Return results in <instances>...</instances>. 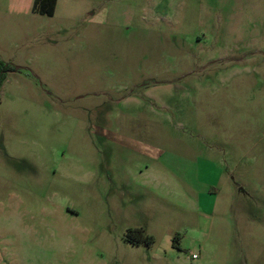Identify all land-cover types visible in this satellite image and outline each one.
<instances>
[{"label": "rangeland", "instance_id": "obj_1", "mask_svg": "<svg viewBox=\"0 0 264 264\" xmlns=\"http://www.w3.org/2000/svg\"><path fill=\"white\" fill-rule=\"evenodd\" d=\"M34 1L0 0V264H264V0Z\"/></svg>", "mask_w": 264, "mask_h": 264}, {"label": "trees", "instance_id": "obj_2", "mask_svg": "<svg viewBox=\"0 0 264 264\" xmlns=\"http://www.w3.org/2000/svg\"><path fill=\"white\" fill-rule=\"evenodd\" d=\"M56 5H57V0H35L33 11L41 15H47L52 17L54 15ZM19 70L20 68H17L11 64H4L2 61H0V88L8 74L17 72ZM134 236H137L136 240L132 239ZM127 239L138 245L142 243L151 245L153 242L152 238L149 236H145L142 230H130L127 233ZM178 239L179 236H176L174 238V243H173V248L177 250H179V248L175 243L178 241Z\"/></svg>", "mask_w": 264, "mask_h": 264}, {"label": "built area", "instance_id": "obj_3", "mask_svg": "<svg viewBox=\"0 0 264 264\" xmlns=\"http://www.w3.org/2000/svg\"><path fill=\"white\" fill-rule=\"evenodd\" d=\"M193 258L195 259V258H197V256H196V255H194V256H193Z\"/></svg>", "mask_w": 264, "mask_h": 264}, {"label": "crops", "instance_id": "obj_4", "mask_svg": "<svg viewBox=\"0 0 264 264\" xmlns=\"http://www.w3.org/2000/svg\"><path fill=\"white\" fill-rule=\"evenodd\" d=\"M57 3H58V1H57ZM56 7H57V5H56Z\"/></svg>", "mask_w": 264, "mask_h": 264}]
</instances>
